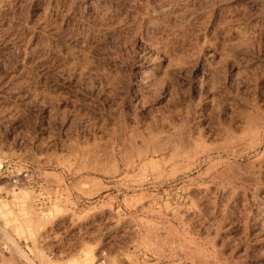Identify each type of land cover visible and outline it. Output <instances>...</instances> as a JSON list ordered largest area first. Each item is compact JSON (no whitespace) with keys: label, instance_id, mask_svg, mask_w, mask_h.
<instances>
[{"label":"rangeland","instance_id":"obj_1","mask_svg":"<svg viewBox=\"0 0 264 264\" xmlns=\"http://www.w3.org/2000/svg\"><path fill=\"white\" fill-rule=\"evenodd\" d=\"M256 126L264 0H0V264H264Z\"/></svg>","mask_w":264,"mask_h":264},{"label":"bare ground","instance_id":"obj_2","mask_svg":"<svg viewBox=\"0 0 264 264\" xmlns=\"http://www.w3.org/2000/svg\"><path fill=\"white\" fill-rule=\"evenodd\" d=\"M261 118V117H260ZM262 119V118H261ZM256 122V121H255ZM260 125V124H259ZM260 127V126H259ZM251 128H255V127H251ZM263 129L264 128H257V126H256V130L254 131V132H252V133H254V136H255V143H254V146H253V150L256 152L257 150H260V148H261V146H262V144H263V135H264V132H263ZM252 130V129H251ZM243 135V134H242ZM251 136L253 135V134H250ZM253 136V137H254ZM239 137V136H238ZM229 138V137H228ZM241 139H245V137L244 138H241ZM227 140H229V139H227ZM236 140V136H233V137H231L230 138V142H234ZM240 141H242V140H240ZM240 141H238V142H240ZM244 141V140H243ZM227 142V141H226ZM237 142V141H236ZM236 142H235V144H236ZM254 142V141H253ZM243 144H245L246 145V143L245 142H242ZM240 144H241V142H240ZM252 144V143H251ZM237 145V144H236ZM242 146V145H241ZM240 146V147H241ZM174 147V145L172 144V145H169L168 146V149H170V148H173ZM245 147V146H244ZM250 147V146H249ZM228 148H230V147H228ZM232 148V147H231ZM239 147H237L236 149H238ZM164 149V148H163ZM233 149H234V147H233ZM235 149V150H236ZM242 149H243V147H242ZM162 150V149H161ZM165 150V149H164ZM167 150V149H166ZM239 150V149H238ZM251 150V149H250ZM264 150V149H263ZM227 151H228V149H227ZM165 152V151H164ZM177 152V151H176ZM231 152H232V150H231ZM248 152V151H247ZM233 153V152H232ZM235 153H238V152H235ZM234 153V154H235ZM228 154V153H227ZM242 159H244V156H242V157H240V158H238V159H236V161H240V160H242Z\"/></svg>","mask_w":264,"mask_h":264},{"label":"built area","instance_id":"obj_3","mask_svg":"<svg viewBox=\"0 0 264 264\" xmlns=\"http://www.w3.org/2000/svg\"><path fill=\"white\" fill-rule=\"evenodd\" d=\"M99 264H104V261H103V259L100 261V263Z\"/></svg>","mask_w":264,"mask_h":264}]
</instances>
